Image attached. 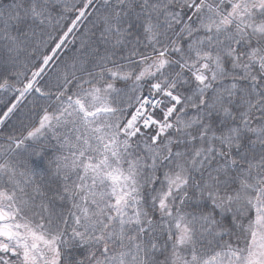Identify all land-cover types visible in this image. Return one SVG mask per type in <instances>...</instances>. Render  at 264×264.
I'll return each instance as SVG.
<instances>
[{
    "label": "snow or ice",
    "instance_id": "obj_1",
    "mask_svg": "<svg viewBox=\"0 0 264 264\" xmlns=\"http://www.w3.org/2000/svg\"><path fill=\"white\" fill-rule=\"evenodd\" d=\"M0 264H264V0H0Z\"/></svg>",
    "mask_w": 264,
    "mask_h": 264
},
{
    "label": "trees",
    "instance_id": "obj_2",
    "mask_svg": "<svg viewBox=\"0 0 264 264\" xmlns=\"http://www.w3.org/2000/svg\"><path fill=\"white\" fill-rule=\"evenodd\" d=\"M5 94L4 93H0V97L4 96Z\"/></svg>",
    "mask_w": 264,
    "mask_h": 264
}]
</instances>
